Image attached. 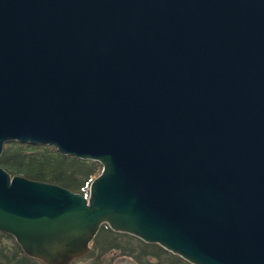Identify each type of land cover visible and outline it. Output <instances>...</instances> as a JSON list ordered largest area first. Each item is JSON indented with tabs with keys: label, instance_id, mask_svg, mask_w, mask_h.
I'll use <instances>...</instances> for the list:
<instances>
[{
	"label": "water",
	"instance_id": "95a60500",
	"mask_svg": "<svg viewBox=\"0 0 264 264\" xmlns=\"http://www.w3.org/2000/svg\"><path fill=\"white\" fill-rule=\"evenodd\" d=\"M102 165L88 196L0 166V232L43 264L103 226L191 264H264V0H0V158Z\"/></svg>",
	"mask_w": 264,
	"mask_h": 264
},
{
	"label": "trees",
	"instance_id": "16d2710c",
	"mask_svg": "<svg viewBox=\"0 0 264 264\" xmlns=\"http://www.w3.org/2000/svg\"><path fill=\"white\" fill-rule=\"evenodd\" d=\"M0 166L12 177L54 184L84 196H88L91 183L103 170L98 162L65 156L51 146L18 142L5 145ZM112 254L131 258L135 264H191L160 245L103 226L84 258L103 264ZM0 264L43 263L28 257L12 236L0 232Z\"/></svg>",
	"mask_w": 264,
	"mask_h": 264
},
{
	"label": "rangeland",
	"instance_id": "374dc122",
	"mask_svg": "<svg viewBox=\"0 0 264 264\" xmlns=\"http://www.w3.org/2000/svg\"><path fill=\"white\" fill-rule=\"evenodd\" d=\"M73 264H93V260L82 258L78 260L77 262H74ZM103 264H135V263L131 258L119 257V256L116 257L115 254H112L104 259Z\"/></svg>",
	"mask_w": 264,
	"mask_h": 264
}]
</instances>
